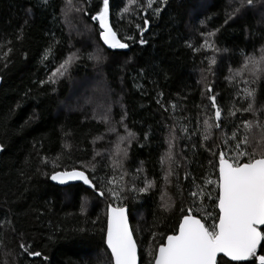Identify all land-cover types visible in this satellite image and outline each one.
<instances>
[{"label":"trees","instance_id":"16d2710c","mask_svg":"<svg viewBox=\"0 0 264 264\" xmlns=\"http://www.w3.org/2000/svg\"><path fill=\"white\" fill-rule=\"evenodd\" d=\"M235 1L208 0L204 9L192 13L196 5L200 7L199 0H169L159 16L137 10L121 19L118 13L125 0H110V25L129 47L106 49L98 22L91 20L102 0H72L80 11L69 20L63 19L66 0H48L46 5L41 0H0V56L12 49L6 60H0V145L4 148L0 151V264H111L104 245L109 203L128 209L140 264H152L151 253L177 231L189 209L209 227L218 222L219 154L229 155L235 149L238 141L231 139L232 133L247 135L248 145L241 146L247 151L255 150L257 156L264 152V72L258 79L246 73L242 81L229 79L242 68L244 55L258 57L264 46V4L245 8L225 24L239 6ZM141 17L150 20L143 45L136 28L143 26ZM86 26L88 40L79 39L75 28ZM70 27L74 28L69 31ZM215 29L219 31L211 39L219 51L202 48L201 33ZM49 48V59L42 61ZM72 53L80 58L65 77L56 84L40 83ZM90 54L100 59H89ZM212 58L216 62L210 68ZM211 71L216 75L204 80ZM90 80L87 91L84 85L82 92L77 89V84ZM245 87L255 90L254 100L243 99ZM74 89L80 109L60 113L58 106ZM209 95L216 96L222 120L221 127H213L210 139L203 141L205 108L214 115ZM91 96L106 98L96 97L88 110ZM250 102L253 111L243 112ZM93 108H104L111 126L91 119ZM234 108L241 111L232 116ZM177 121L174 174L166 182L167 164L162 168L160 159ZM243 121L252 123L248 131ZM181 124L189 133L180 131ZM125 125L135 137L126 141L125 168L124 163L114 168L107 158L99 157L98 143L113 139L112 128L118 138L125 136ZM74 168L94 177L97 191L111 187L109 179L119 181L115 185L123 186L122 198L115 200L107 192L99 197L81 183L59 187L50 182L55 171ZM148 182L152 187L147 192L129 190ZM200 190L203 194L191 195ZM22 242L42 256H27L20 249ZM257 253L264 254V246ZM218 260L219 264H253L252 259Z\"/></svg>","mask_w":264,"mask_h":264},{"label":"snow or ice","instance_id":"6c2138e0","mask_svg":"<svg viewBox=\"0 0 264 264\" xmlns=\"http://www.w3.org/2000/svg\"><path fill=\"white\" fill-rule=\"evenodd\" d=\"M42 4H47L48 0H41ZM169 0H125L124 7L120 9L118 15L123 19L126 15L134 14L137 10H143L147 13L151 10L154 16H159L164 7L167 6ZM264 4V0H239V6L236 7L228 18L225 20V24L228 20L233 19L237 14L241 13L245 8L256 7L257 5ZM72 8V0H67L66 9ZM80 11V9H76ZM87 14V13H86ZM110 16V0H102V6H99V10L95 15H91V20L96 21L99 24L100 39L110 49H127L129 44L121 42L117 37V33L113 30L109 22ZM143 19V26L136 25L139 30L141 39L139 43L145 44L143 39L144 33L148 30L150 20L146 17ZM208 19H211L210 17ZM27 23V21L25 22ZM205 22L201 21L203 25ZM219 29H215L210 32L201 33L205 37L204 43L201 46L204 49H212L219 51L215 47L212 37L216 35ZM20 37H18L19 39ZM127 39L131 40L133 37L129 36ZM191 47V45H189ZM199 51L200 49H194ZM12 49L9 48L6 52L0 56V60H6L11 53ZM51 48L46 49L42 61L49 59ZM80 57L76 53L70 54L59 66L51 72L47 81H40L41 84L51 83L56 84L60 79L65 77L68 73L71 65ZM89 59L99 60L100 57H93L89 55ZM216 61L214 58L209 60V65L214 64ZM209 68V70H210ZM244 70H247L256 79L259 78V74L264 72V46L259 49V56L244 55V61L242 68L237 72L232 73L229 79L234 80L236 76L240 75ZM245 83H249L245 81ZM208 93L212 92L211 87L206 90ZM243 92V99L254 100L255 90L245 87L241 90ZM240 93L238 92L237 95ZM162 96V94H160ZM208 99L211 101V108L214 109V115L208 114L206 108L204 110V131L202 133V140L207 141L210 139L211 129L213 127L220 128L222 120V110L217 104V98L215 95H209ZM160 103V101H157ZM176 105L173 104V110L176 109ZM167 111V109H165ZM236 111L241 109H235L229 114L235 116ZM243 112L253 111V104L248 103V107L242 109ZM126 115V114H125ZM125 117H121V123H123ZM103 122L108 123L109 117L105 115L101 118ZM215 120L217 123L213 124L211 121ZM200 121H197V128L199 129ZM179 124L177 121L171 126L169 136L166 138L168 144L167 152L161 156L160 163L163 168L167 164V170L165 171L164 179L167 182L168 178L174 174L172 167L175 163L174 147L178 137L176 135L177 127ZM252 127L250 121H243V128L248 131ZM110 131H115L114 128ZM125 131L127 136H120L119 143L116 145V155L119 156L123 153V156L127 157V149L120 148V144L124 141L131 142V139L135 137V134L127 129L125 125ZM180 131L183 133H189V129L185 125H180ZM195 135L197 133H191ZM147 138V137H146ZM231 139L237 140L235 149L229 150V155H226L223 151L219 154V177L216 181L217 198L219 208L218 222L214 223L210 227L201 219L196 218L189 213L184 215L179 222L178 231L172 235H168L166 242H163L159 247L151 253L152 264H219L218 257L222 254L224 257L230 259V261H249L252 259L253 264H264V254L258 255V247H262L264 242V152H261L257 156L256 151H247L246 147L249 143L247 135L238 137L237 132L234 131L231 135ZM203 146V145H202ZM3 145H0V151H3ZM230 157V158H229ZM242 158H246V162ZM44 163H47V158H44ZM54 167L58 165L53 162ZM177 166H179L177 164ZM113 167H122L119 160H113ZM91 171H95L93 165ZM137 171H140L139 169ZM51 181L58 184L65 185L70 181H81L83 185L88 186L96 192L99 197H104L106 192L115 200L122 198L121 194L124 191L123 188L117 189L113 179L108 180V184L111 187L101 188L97 191L94 177L90 178L84 170L72 169L71 171H55L50 176ZM211 184L212 181H207ZM152 187L151 182L145 184L143 188L137 189L135 185L130 191H139L140 193L147 192ZM198 194H203V190L199 192H193L191 195L196 197ZM209 199L212 196L209 194ZM86 207V202L82 200L81 210ZM107 231L106 240L107 249L111 251V264H137V244L133 239V232L129 227L128 209L124 206L117 205L112 206L111 203L107 207ZM207 218V217H206ZM51 239V237H50ZM20 249L23 253H26L29 257H41L42 253L39 251H32L30 244L21 243ZM45 261L48 257H43ZM227 264V262H225Z\"/></svg>","mask_w":264,"mask_h":264},{"label":"rangeland","instance_id":"374dc122","mask_svg":"<svg viewBox=\"0 0 264 264\" xmlns=\"http://www.w3.org/2000/svg\"><path fill=\"white\" fill-rule=\"evenodd\" d=\"M67 1V0H66ZM67 3V2H66ZM198 3H201L200 4V7L198 6V5H196L197 7L195 8V10H194V12H192V13H196V12H200L201 11V9H204L203 7H204V5L205 4H207L208 3V0H199V2ZM230 3H232V2H230ZM235 3H237V4H239V0H236L235 1ZM66 7V6H65ZM77 8L75 7V4H72V8L70 9V10H68V9H66V10H64V13H65V16H63V19H65V20H69V18H72V17H74V16H72V15H75L76 13H77V10H76ZM74 13V14H73ZM67 14H71L70 16H67ZM67 17H68V19H67ZM263 17H264V15H263ZM263 17H261V20L264 22V18ZM67 23H69V21H67ZM71 24H69V26H70ZM72 28H74V27H70L69 28V31H70V29H72ZM86 29V30H85ZM86 31V34L88 33V31H87V26L86 27H84V28H82V29H80V28H75V32L78 34V38L79 39H82V38H86L87 40H88V38H87V36H86V34H85V31ZM79 35L81 36V37H79ZM95 54H96V50H94L93 51ZM214 68V67H213ZM212 68V69H213ZM210 73V74H209ZM208 73V78H205V76H204V80H207V79H210V76L211 77H213L214 75H216V73H214L213 71H211V72H209ZM250 74L247 70H244L240 75H238V76H236V77H238L239 79H241V81H242V79L244 78V74ZM232 75V74H231ZM252 76V75H251ZM230 77V76H229ZM92 81L93 80H90V81H85L84 83H82V84H77V89H79L81 92H82V88H81V85H84V87L85 88H83V91L85 92V91H87V87H89L91 84H92ZM77 89H74V92H73V94L70 96V97H68L64 102H62L59 106H58V109L60 110V113H68V112H71V111H75V110H77V109H80V107H78L79 106V104H80V99H78V101H77V98L78 97H75V95H76V92H77ZM96 97L97 98H101V99H99V100H102L103 98H106L105 96H91V98L90 99H88L87 100V102H86V107H87V109L89 110V108H90V106H88L89 105V103L90 102H92V101H94V99H96ZM98 100V101H99ZM105 116V114H104V108H101V109H99V110H96V108H93V109H91V119H93L94 121H101V122H103L102 121V117H104ZM103 123H105V122H103ZM106 125H108V126H111V121H110V118H109V120H108V123H105ZM124 131V127H122V129H121V132H123ZM113 132L111 131V132H109V134L112 136V138L113 139H110V142H106L105 141V139H102V141H100V143H98V145L100 144L101 145V149H100V152H99V157H105V158H107L108 160H109V163H113V160H119L120 161V163L121 164H123L124 163V168H125V162H126V159H127V157L125 158L124 156H123V153H121L119 156H117L116 155V145L119 143V138L115 135V134H112ZM125 136H127V134L125 135ZM99 141V140H98ZM127 141V140H126ZM126 141H124V143H122V144H120V148H126L127 149V155H128V150H129V144L126 142ZM95 156H97V155H95ZM120 173H121V171H120ZM122 174V173H121ZM122 176V175H121ZM121 179V178H120ZM116 181V180H115ZM119 181H116L115 182V184L116 183H118ZM120 188H123V186H121ZM123 193V192H122ZM122 195V194H121Z\"/></svg>","mask_w":264,"mask_h":264},{"label":"water","instance_id":"95a60500","mask_svg":"<svg viewBox=\"0 0 264 264\" xmlns=\"http://www.w3.org/2000/svg\"><path fill=\"white\" fill-rule=\"evenodd\" d=\"M102 44H103V46H104L106 49H110V48H108L107 45H105V44L103 43V41H102ZM210 103H211V101H210ZM213 110H214V109H213ZM214 111H215V110H214ZM218 177H219V163H218ZM50 182H51L52 184H54V185L59 186V187H66V186H68V185L76 184V183H81V184H83L81 181H70V182H68V184L61 185V184H58L57 182L51 181V179H50ZM84 186H86V185H84ZM86 187L88 188V186H86ZM89 189H90V188H89ZM217 205H218V201H217ZM217 211L219 212V208H218V207H217ZM128 218H129V211H128ZM181 220H182V219H181ZM129 227H130V220H129ZM178 227H179V225H178ZM263 227H264V226H262V228H263ZM130 229H131V227H130ZM106 231H107V215H106V228H105L104 245H105V248H106L107 252L109 253V255H110V257H111V251H110L109 249H107V245H106V243H105V240H106ZM177 231H178V229H177ZM133 239H134V236H133ZM166 239H167V238H166ZM134 240H135V239H134ZM165 242H166V240H165ZM258 248H259V247H258ZM220 257L224 258L225 260H227V261H229V262L237 263L236 261H230L229 258L224 257L222 254H220V256L218 257V259H219ZM240 262L243 263V262H246V261H240ZM137 264H140L139 257H138V248H137Z\"/></svg>","mask_w":264,"mask_h":264}]
</instances>
